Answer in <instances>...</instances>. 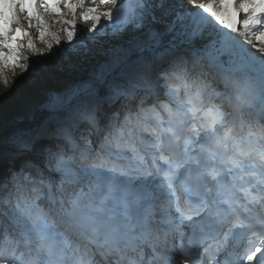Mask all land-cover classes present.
<instances>
[{
    "label": "snow or ice",
    "instance_id": "snow-or-ice-1",
    "mask_svg": "<svg viewBox=\"0 0 264 264\" xmlns=\"http://www.w3.org/2000/svg\"><path fill=\"white\" fill-rule=\"evenodd\" d=\"M91 2L0 0V77L65 81L0 131V264H264V0Z\"/></svg>",
    "mask_w": 264,
    "mask_h": 264
},
{
    "label": "rangeland",
    "instance_id": "rangeland-1",
    "mask_svg": "<svg viewBox=\"0 0 264 264\" xmlns=\"http://www.w3.org/2000/svg\"><path fill=\"white\" fill-rule=\"evenodd\" d=\"M52 3L60 2L62 0H51ZM75 2V0H73ZM99 0H97V3ZM87 7L96 6L91 0H86ZM113 5L102 6L101 11H106L108 8H113ZM38 11L41 13V18L48 25V31L57 34L63 41L66 38V34L63 32L64 24L63 20L72 19V15L67 13L62 7L57 9L58 14L62 19H55L47 13V10L42 4L38 5ZM101 24L97 27L95 35H100L101 32L111 31L110 28H106L108 23L104 18H101ZM21 24L24 29L30 32L36 49L47 52V42L52 41V37L46 35L44 41L39 39L40 28L33 22L32 26H28V21L21 19ZM87 24L79 17V10L76 13V28L78 33L82 29H86ZM87 35H94L93 33H86ZM24 45L22 49L23 55L28 57L30 65L35 75L44 77L49 76L48 69L51 62L44 57L35 55L31 50L27 48V38L19 41ZM56 46L53 44V51ZM23 70L16 68L13 71L10 67L2 70V77H6L8 80L7 85L3 83L2 77H0V131L7 132L19 118H21L30 108L40 104L44 98L45 91L47 89H55L63 87L65 81L61 78L50 77L47 79L44 86L40 89H36L33 82V75L29 73H23ZM255 239V238H253ZM238 251H243V248L247 245V239H243L240 242Z\"/></svg>",
    "mask_w": 264,
    "mask_h": 264
}]
</instances>
